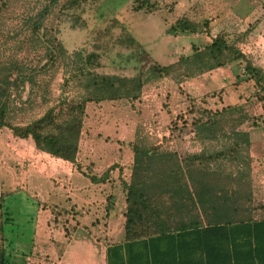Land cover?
Listing matches in <instances>:
<instances>
[{"label": "trees", "instance_id": "1", "mask_svg": "<svg viewBox=\"0 0 264 264\" xmlns=\"http://www.w3.org/2000/svg\"><path fill=\"white\" fill-rule=\"evenodd\" d=\"M3 2L0 1V4ZM93 3L94 0H43L39 7H33L36 12L27 16L25 22L32 34L36 35L40 33L46 17L56 7L62 14L79 22L81 10L86 5L91 7ZM157 8L156 2L132 0V9L135 11L150 13ZM256 24L257 21L254 25ZM203 25L207 28L206 20ZM167 31L171 34L196 33L202 29L198 22L183 16ZM55 40V37L48 40L51 59L56 57L57 50L65 53L61 43ZM233 41H229L226 34L220 33L211 43L193 47L191 54L179 57L172 64L162 66L152 62L145 71H139L133 76L96 73L94 68L99 66L98 53L77 51L80 64L76 67V72L65 78L64 84L70 78L76 81L82 92L69 99L62 97L56 106L48 108L42 116L25 125H11L7 121V99L12 82L19 86L25 79L30 80L31 76L26 75L23 66L15 65L13 61L12 64H0V129L9 127L17 137H31L38 150L74 162L87 103L136 100L145 84L150 81L153 83L165 77L179 84L236 60L245 61L244 68L250 72L253 70L250 62ZM12 74H16L15 79L10 81ZM199 101L194 97L189 98V104L182 113L175 116L170 136H164L162 144L145 148L138 145L133 147L130 181L124 186V241L107 248V264H264V219L247 220L249 210L231 209L233 205H244L249 200V195L238 189L229 191L208 187L206 181L212 177L200 176L202 171H207V163L229 160L240 174L231 175L230 178L237 183L247 180L246 173L250 170V159L246 155L249 140L247 133L236 127L248 117L239 106L212 111L204 105L199 107ZM186 129L197 140L227 139L228 146L214 152L202 151L181 156L175 151H160L169 139L175 138L177 131H181V134ZM236 154L238 156L235 157ZM92 180L100 179L92 177ZM153 189H159L160 195L170 202L174 201V205L179 203L174 206L179 212H191L187 204L189 200L193 204L206 203V207L202 205L201 208L205 225L197 220H179L171 224L176 210L159 208L156 204L158 193H149ZM14 191L1 193V196L13 194ZM2 201L3 198L0 201V240L3 245H0V264H16L9 253L4 231V224L12 217L9 206Z\"/></svg>", "mask_w": 264, "mask_h": 264}, {"label": "crops", "instance_id": "2", "mask_svg": "<svg viewBox=\"0 0 264 264\" xmlns=\"http://www.w3.org/2000/svg\"><path fill=\"white\" fill-rule=\"evenodd\" d=\"M155 1L160 2L158 8L150 13L135 11L131 4V13L143 12L146 16L156 18L160 27L159 34L163 37L164 47L154 48L155 55H147L151 62L162 66L172 64L179 57L191 54L193 47L209 44L218 34L224 33L229 41L234 40L236 47L250 62L253 70L247 72L244 68L245 61L236 60L179 84L165 77L160 78L150 85L153 88L151 91L150 88L145 89L146 91L143 89L140 99L137 100L138 111L144 115L141 124L144 126L148 121V125L152 126L153 130L164 131L163 136H170L166 134L167 122L164 119L166 113L163 104L167 106L169 116L174 119L184 111L189 104L185 106V103L190 97L200 100L205 108L212 111L231 106L241 107L248 118L236 129L247 133L249 147L246 155L250 159V170L246 173L249 182L246 180L237 184L248 185L243 191L249 195V200L241 206L233 205L231 209H247L249 210L247 220H262L264 219V102L261 97L264 93V0H197L194 4L189 2L182 7L178 6L181 0H171L173 6L168 9L162 7L164 0ZM176 5L182 9H177ZM183 16L195 22L206 20L207 28L202 27V31L196 33H169L167 29ZM256 21L257 24L254 25ZM166 101L169 104L165 103ZM119 112L121 113V110ZM84 126L74 162L38 150L31 137L20 138L15 136L11 129H0V170H5V173L8 170L9 173V176L0 174V183L5 182L10 187L9 193L21 183L20 185L25 186L36 201L43 203L45 209L48 206H44V203L56 205L57 221L58 218H62V222L57 226L60 235L63 234L65 238V244L57 252L58 264H107V248L114 243L124 241L126 211L124 186L128 183L127 175L133 164V147L138 145L145 148L163 142V137L151 138L147 144L143 141L141 143L140 139L131 142L125 138L83 140ZM195 140L201 141L199 152L205 153L212 152L209 147H203L206 142L210 144L218 141V139ZM167 145L166 149L175 151L181 156L177 152L175 139H169ZM161 150L165 149L161 148ZM12 167L15 168L13 174L10 173ZM229 173L233 176L239 174L236 170ZM203 175L204 178L218 177L210 171H202L200 176ZM18 177L20 181H16ZM92 177L100 180H92ZM206 182L208 187L216 188L212 186L214 185L212 178ZM152 191L153 194L157 192L160 197L156 199L159 208L175 209L174 206L179 205V203L174 205V201L170 202L160 195L159 189ZM61 202H64V206H61ZM187 204L191 212H179L175 209L176 213L172 215L171 224L179 220L187 222L197 220L205 225L201 208L202 205L206 207L207 204L199 205L198 202L193 204L191 200L187 201ZM45 209L42 212L45 213ZM70 222H73V227ZM34 223L36 227L42 225L45 227L46 219L42 220L39 217L37 221L34 215ZM50 233L52 234V231Z\"/></svg>", "mask_w": 264, "mask_h": 264}, {"label": "rangeland", "instance_id": "3", "mask_svg": "<svg viewBox=\"0 0 264 264\" xmlns=\"http://www.w3.org/2000/svg\"><path fill=\"white\" fill-rule=\"evenodd\" d=\"M3 1V4H0V64L13 61L15 65L23 66L26 75L31 76L30 80L25 79L19 86L12 82L7 99L9 105L7 121L11 125H25L42 116L48 108L56 106L62 97L69 99L82 92V88L70 78L64 84L65 78L76 72V67L80 64L77 51L98 53L99 66L94 68L96 73L133 76L139 71H145L151 65L152 62L147 55H155L154 48L164 47L156 18L146 16L143 12L131 13L132 0H94L91 7L86 5L81 10L79 22L62 14L56 7L46 17L40 33L36 35L32 34L25 19L36 12L33 7H39V3H43V0ZM148 1L160 3L155 0ZM173 1L164 0L162 7L172 8ZM189 2L194 4L197 0H181L178 6L182 7L183 4L185 6ZM178 6L175 7L181 10L182 8ZM203 21L198 22L201 29L204 26ZM53 37L56 38L55 41L61 43L65 53L62 54L61 50H57L56 57L51 59L48 53L50 47L48 40H52ZM15 75H10L9 80L13 81ZM151 84V81L146 83L143 89L150 88L151 91L153 89ZM139 99L103 101L102 104L87 103L82 139L125 138L131 142L140 139V142L147 144L151 138L164 137V131L153 130L152 126L148 125V121L144 126L141 124L144 115L138 111L136 103ZM188 103L189 99L185 106ZM197 105L200 107L202 103L199 101ZM163 106L166 113L164 119L167 122L166 134H169L174 126V119L169 116L167 106L165 104ZM180 132L177 131L174 138L177 152L180 155L200 153L201 141H196L189 129L181 134ZM226 141L227 139L210 144L206 142L203 147L207 146L214 152L226 148L228 146ZM166 147L168 148V145L163 149L169 151ZM110 156L114 155L110 154ZM207 168V171L218 176L212 177L213 186L216 188L230 190L236 187L234 189L245 191L248 187L246 184H237L233 178H230L232 174L229 172L235 170L232 161L209 162ZM14 170L15 168L12 167L10 173L13 174ZM0 174L9 176L8 170L6 173L5 170H0ZM130 175L131 171L127 175L128 182ZM18 180L19 177L16 181ZM247 181L249 182V179ZM20 184L18 183L13 194L3 196L0 194V201L3 198L2 202L9 206L12 217L4 224L9 253L16 264H27L28 257L29 264H58L57 252L63 248L65 238L63 234L60 235L57 226L62 222V218H58L57 221L56 205L44 203V206H48L45 209L43 203L36 201L29 190ZM9 190L10 187L5 182L0 183V193H7ZM149 193L152 195L153 191ZM49 203L56 204V202ZM60 204L64 206V202ZM43 209L45 213L42 212ZM34 215L37 221L39 217L42 220L46 219L45 227L43 225L36 227ZM70 223L73 227V222ZM0 245L3 246L1 240Z\"/></svg>", "mask_w": 264, "mask_h": 264}, {"label": "built area", "instance_id": "4", "mask_svg": "<svg viewBox=\"0 0 264 264\" xmlns=\"http://www.w3.org/2000/svg\"><path fill=\"white\" fill-rule=\"evenodd\" d=\"M259 91V90H258ZM263 102H264V93H263ZM29 261H30V258L28 257V258H26V262H27V264H29Z\"/></svg>", "mask_w": 264, "mask_h": 264}]
</instances>
